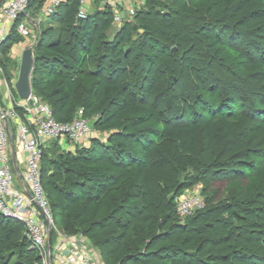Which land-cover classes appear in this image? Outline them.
Returning <instances> with one entry per match:
<instances>
[{
    "label": "trees",
    "instance_id": "16d2710c",
    "mask_svg": "<svg viewBox=\"0 0 264 264\" xmlns=\"http://www.w3.org/2000/svg\"><path fill=\"white\" fill-rule=\"evenodd\" d=\"M143 1L110 39L100 37L113 18L105 3L79 18L80 0H62L48 16L56 25L40 29L31 90L55 119L69 122L80 109L85 118L100 113L98 128L123 121L74 152L59 139L43 148L41 181L56 222L90 236L103 264H264V100H239L243 87L233 82L240 74L264 82V0ZM43 3L30 0V15ZM15 26L0 49L23 40ZM182 79L216 90L218 101L188 98ZM170 165L205 175V208L184 223L174 220L179 190L166 196L155 186ZM216 180L234 185L226 201ZM12 251L11 264L39 260L23 225L0 214V264Z\"/></svg>",
    "mask_w": 264,
    "mask_h": 264
},
{
    "label": "built area",
    "instance_id": "2783aa9c",
    "mask_svg": "<svg viewBox=\"0 0 264 264\" xmlns=\"http://www.w3.org/2000/svg\"><path fill=\"white\" fill-rule=\"evenodd\" d=\"M60 1L52 0L43 14L52 13ZM88 1L80 0L77 17L86 16ZM102 1L112 9L116 20L121 21L120 1ZM29 2L0 0V43L15 22V29L22 38L30 37L31 42L37 40L39 33L29 25L33 21L37 26V20H33L28 12ZM5 99L6 106L0 102V214L23 225V235L30 248L37 251L41 264H100L87 248L84 238L61 234L54 228L41 181V161L46 144L61 138L77 144L88 141L91 134L88 120L82 116V110L69 122L56 120L51 107L32 90L26 99L14 100L13 93ZM10 136L13 141L17 138L23 155L21 177L17 176L14 167ZM175 203L181 218L192 216L206 205L204 198L197 193L181 194L175 198ZM53 230L56 233L54 246L51 242Z\"/></svg>",
    "mask_w": 264,
    "mask_h": 264
},
{
    "label": "rangeland",
    "instance_id": "374dc122",
    "mask_svg": "<svg viewBox=\"0 0 264 264\" xmlns=\"http://www.w3.org/2000/svg\"><path fill=\"white\" fill-rule=\"evenodd\" d=\"M143 2H144L143 0H126L125 6H127L128 9L132 6L131 10L127 11L124 14L120 13L121 21L116 20V18H115L116 15L113 12V18L110 21L109 26H107V29L105 32H103V34H100V37H102V38L105 37L108 39L112 38L115 35V33L117 32V29L123 23L131 21L133 19L134 13H135L137 8H139V7L144 8V7H142ZM225 3H226V5L229 6L230 3H232V2H231V0H225ZM87 5H89V6H87ZM104 5L105 4L103 1H100L99 4L94 5L93 1L90 0L86 4V12L87 11H93L94 9H102L104 7ZM43 6H45V2L43 3ZM49 14H51V13H49ZM49 14H43V15L38 14V15H33V16L30 15L33 20H37L36 21L37 26L36 25L34 26V22L30 21V24H29L30 28L31 27L34 28L39 33L40 29H42L46 26L54 27L56 24H54L53 22L51 23V21L48 19ZM35 30H33V31H35ZM35 43H36V40L34 42H31V38L26 37V38H23V40H21L19 43L13 44L9 49H6L4 47H2L0 49V60L5 63V65L0 63V102L2 101L1 96L6 97L8 95H11V93H13L14 83L16 82L17 77H18L22 50L24 48H27V47L32 48L33 59H34ZM231 52H233V50H231ZM186 71H188L187 68L185 69V72ZM251 76L252 75H250V74H240V78H238V80H235L233 82L235 83V85L237 84V86H239L241 88L243 87V92H241L239 94V97H240L239 100H242V98L243 99L245 98L247 100H250L251 103L258 105V104H261V103H259L260 100L261 101L264 100V82H262V83L256 82V80L253 79ZM180 85H181V89L183 88V90L186 91L185 93L189 94L188 98H190L193 95L195 96L198 94V96H200V97L203 96L205 98H209V100H214L216 102L218 101V96H217L218 92L216 90L215 91L211 90V92H214V94H215L214 96H212L211 94L208 95L206 93H202L199 90V87L197 86L198 84H195L194 85L195 87H192L191 81L190 80L187 81V79L186 80L182 79L180 81ZM228 86H230V85H227L226 87H228ZM176 90L177 89H175V91ZM252 93H256L258 95L256 101L251 99ZM193 103H195V102L191 101V104L195 105ZM76 110L77 111H75V112H77V115H78V111L80 109L79 110L76 109ZM243 110L248 111V107H244ZM99 115H100V113L97 112L94 115L90 116L89 118H86L88 120L90 126H91V134L88 138V141H90L91 138H94V137H97L98 139H101V140H106L108 138V136L111 134L112 130H114L113 127H115L116 125L121 127L123 125V121H121L118 123H113L109 127L98 128L95 126V123H96L97 119L99 118ZM15 136H16V134H15ZM198 137H199L198 138V144L201 145V140H200L201 136H198ZM14 142L17 144V138H14ZM53 142H54V140L52 139L49 145H51ZM57 143H58L60 149H62L64 151H69V152H74L76 147L82 146V145L77 144L75 142L69 141L67 138H61L57 141ZM259 144H260V146H264V138L260 141ZM49 149H50V147L47 149V153H46L47 157H54L56 155L57 151L54 153L53 151H51ZM223 153H224V151H220V150H219V152H216V154H217L216 158L218 161L224 160L228 157L226 155H223ZM66 163L68 164V166H70V164H71L69 162H66ZM162 176L156 178L157 181H156L155 186L158 187L159 193H162V194L166 193V196H169L173 192V190H174V192L179 190L178 191L179 194L197 193L201 197L204 198V194H203L204 181L201 180L202 176L203 177L205 176L203 174V172L198 171V170L194 171V170H192L191 167H188L185 170H180L176 167L173 169L170 165V168H169V166H167L166 169L163 170ZM46 177L47 176L44 177L45 180H47ZM192 178H196L197 181L190 186H186L183 189L179 188L180 186L183 185V183H182L183 181L184 182L190 181ZM206 178H207V176H206ZM170 185L173 187H170ZM213 186L217 189V196L221 195V199L223 201H226L228 199V197L231 195L233 188H234V185L231 184L229 181L227 182V180H216L213 182ZM44 187H45V185H44ZM175 188H176V190H175ZM48 205H49V212L51 215V219H52L54 228L57 229V231L60 232L61 234H65L63 228H61L56 222L57 220L54 217L50 199H48ZM174 218H175L174 220L176 222H179V223H184L186 220L185 218H181L178 215V213L174 215ZM54 231L55 230H53V232H52V239H51L52 246H54L55 238H56V233ZM67 235L78 237V238H84L86 241L87 248L90 249V251H92V253L95 255L96 259L101 264H103L100 253H99L98 249L93 245L92 241L90 240V236H88L87 234H86L87 235L86 236L80 230H77V229H75V233L67 234ZM24 238H25V236H24ZM15 252L16 251H12V253H10V254L7 253L8 256L6 259L8 260V264L13 263V261L17 258V255ZM28 264H41L40 256H39L38 261L28 263Z\"/></svg>",
    "mask_w": 264,
    "mask_h": 264
},
{
    "label": "water",
    "instance_id": "95a60500",
    "mask_svg": "<svg viewBox=\"0 0 264 264\" xmlns=\"http://www.w3.org/2000/svg\"><path fill=\"white\" fill-rule=\"evenodd\" d=\"M33 63L34 59L32 48H24L21 53L18 77L14 84L15 91L18 98L20 99H26L31 92L30 74L32 71ZM9 144L11 149H13L14 141L11 136L9 137Z\"/></svg>",
    "mask_w": 264,
    "mask_h": 264
},
{
    "label": "crops",
    "instance_id": "0c3cea01",
    "mask_svg": "<svg viewBox=\"0 0 264 264\" xmlns=\"http://www.w3.org/2000/svg\"><path fill=\"white\" fill-rule=\"evenodd\" d=\"M119 1H120V13L124 14V13H126L128 11L127 6H125L126 0H119ZM44 2H45V6H43V9H42V11L40 12L39 15H43L44 8L47 5H49L52 2V0H44ZM87 6H89V5H87ZM14 98H15L14 100H17L18 96L14 95ZM1 99H2L1 102L3 103V105L6 106L8 103H7L6 99H5V96H1ZM88 144H89V141H84V143H82L80 145L87 146ZM12 152H13V156L15 157V158L14 157L13 158H14V161H15L14 167L16 169V172L18 173L17 176L21 177V172L23 171V155H22V153L20 151L19 146L15 142H14V147L12 149Z\"/></svg>",
    "mask_w": 264,
    "mask_h": 264
},
{
    "label": "bare ground",
    "instance_id": "6f19581e",
    "mask_svg": "<svg viewBox=\"0 0 264 264\" xmlns=\"http://www.w3.org/2000/svg\"><path fill=\"white\" fill-rule=\"evenodd\" d=\"M58 140V139H57Z\"/></svg>",
    "mask_w": 264,
    "mask_h": 264
}]
</instances>
